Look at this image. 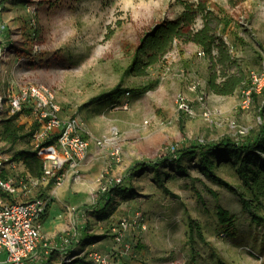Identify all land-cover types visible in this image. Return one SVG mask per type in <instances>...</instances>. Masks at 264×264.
Returning a JSON list of instances; mask_svg holds the SVG:
<instances>
[{
	"label": "rangeland",
	"instance_id": "rangeland-1",
	"mask_svg": "<svg viewBox=\"0 0 264 264\" xmlns=\"http://www.w3.org/2000/svg\"><path fill=\"white\" fill-rule=\"evenodd\" d=\"M1 1L0 90L26 84L49 86L67 116H77L92 98L117 84L130 90L128 97L133 101L129 109H122L118 102L104 117L93 118L91 133L99 137L113 129L118 132L115 147L121 149L120 156H112V146L102 149L107 152L102 164L108 168L99 183L121 178L120 184L130 182L135 188L133 195L112 206V213L117 211L114 224L140 212L148 225L128 230L137 233L132 240V260L146 264L149 257L146 260L141 255L143 250L153 256L151 264H218L220 258L230 264H264V226L252 221L236 190L206 177L196 158H184L187 176L172 167L150 170L133 179L129 173L123 175L126 166L156 162L171 146L177 148V157L187 147L198 152L203 146L198 143L217 142L225 136L242 141L245 137L239 130L248 134L264 122V115L260 116L263 101L257 98L246 110L240 108V95L236 105L226 106L225 100L218 99L212 107L207 93L205 103L200 104L190 86L193 82L203 84L197 72L202 64L182 43L175 47L177 55L150 67L146 75H124L142 37L161 22L177 18L184 3L200 0H7L4 7ZM202 1L229 27L228 34L220 31L223 36L232 37L239 46L253 41L245 49L249 53L256 50L261 63L264 0ZM179 94L188 98L194 115L179 111ZM123 96L124 92L119 94V98ZM180 114L186 117L179 119ZM33 125L26 116L15 120L12 126L21 138L12 145L6 138L5 123H1L0 148L9 155L34 149L30 136ZM114 166L119 171L113 172ZM8 173L13 175L16 170L8 169ZM217 174L240 191L241 179L231 165H221ZM220 208L232 218L228 226L219 222ZM107 224L98 225H102L100 233ZM110 257L111 263L121 260L123 264L125 259L131 264L119 254Z\"/></svg>",
	"mask_w": 264,
	"mask_h": 264
},
{
	"label": "built area",
	"instance_id": "built-area-1",
	"mask_svg": "<svg viewBox=\"0 0 264 264\" xmlns=\"http://www.w3.org/2000/svg\"><path fill=\"white\" fill-rule=\"evenodd\" d=\"M224 41L233 46L227 36ZM177 43L164 55L163 60L177 55ZM204 56L203 51L198 52ZM190 90L196 93L200 104L205 103L207 90L203 84L193 82ZM264 91V56L259 68H250L246 80L240 90V108L249 109L256 95ZM126 97L130 92H126ZM178 108L180 112L192 116L195 114L192 105L184 94L178 96ZM128 99L120 101L119 107L129 109ZM29 114H24V111ZM21 113V116H29L37 128L32 136L34 149L38 148L46 140L57 136L55 144L40 150L43 162V171L39 176H34L27 169L22 159H14L0 148V264H47L37 258L38 247L42 243V217L46 213L50 197L37 196L35 190L42 185H61L65 176V168L74 170L75 178L80 176V163L86 158L90 145L94 143L99 148L112 146V156H120L121 149L115 147L117 143V130L110 134L97 137L87 132L78 117L67 116L57 100L53 88L46 85L26 84L17 89L8 88L0 90V124L5 115L11 116ZM207 115V112L204 113ZM243 137L247 130H239ZM86 134V135H85ZM178 152L175 146L166 149L164 157H174ZM176 157V156H175ZM8 169L16 170L15 174H9ZM9 175H7V174ZM121 178L111 181L109 186L120 184ZM108 187H104L106 191ZM143 214L138 212L132 218H123L112 227L111 233L116 243L121 244L117 253L121 256L129 255L132 243L126 241V233L132 226L140 225L142 229L147 226L143 222ZM75 234L65 238L64 246H70L75 239ZM48 246V244H45ZM49 247V246H48ZM50 251V247L48 251ZM65 252V251H64ZM66 253V252H65ZM74 257L65 256L64 263L72 261ZM86 259L93 264H110V255L99 250L87 253Z\"/></svg>",
	"mask_w": 264,
	"mask_h": 264
},
{
	"label": "trees",
	"instance_id": "trees-1",
	"mask_svg": "<svg viewBox=\"0 0 264 264\" xmlns=\"http://www.w3.org/2000/svg\"><path fill=\"white\" fill-rule=\"evenodd\" d=\"M6 1H1L2 7ZM221 24H223L222 18L215 14L206 2L200 0L184 3V11L177 18L161 22L147 36L141 38L140 45L135 49L132 62L125 69L124 75H146L147 69L160 63L175 43H195L203 49L212 66L214 75L208 82V89L217 94L233 93L246 80L250 68L244 69L243 65L239 64V59L231 53L230 46L219 33ZM224 26L227 27V24ZM257 44L261 46L259 42ZM233 66H236V73L229 72ZM217 79L221 81L217 82ZM128 91L130 92L120 83L111 90L92 98L89 104L105 101L110 104V108H114L120 101L117 99L119 94ZM261 94L264 99V91ZM23 113L29 114V111L26 110ZM263 115L264 103L260 107L261 118ZM20 116L21 113H16L8 116L7 119L4 117L1 121L5 123L6 138L12 141V145L21 138L18 130L12 126V123ZM36 128L37 124H34L30 136H33ZM244 137L246 139L236 141L225 136L217 142L198 143L203 145L198 152H195L196 149L187 147L177 157H163L153 163L139 162L130 170L128 176L133 179L141 173L150 170L160 171L163 167H172L173 170L184 172L187 176L183 165L184 158H196L197 163H200V171L206 177L236 190L244 208L250 212L252 221L264 226V206L262 204L264 200V122L258 128L250 130ZM56 140L57 136H54L36 149L17 150L12 156L14 159H22L30 173L39 176L43 171V162L39 152L42 148L55 144ZM221 165H231L235 169L241 179L240 191L217 174V169ZM105 193L127 198L135 193V188L128 183L115 184L108 187ZM218 217L219 222L225 226L232 221L229 214L221 208L218 210ZM68 263L93 264L84 257L73 259ZM218 264L230 263L220 258Z\"/></svg>",
	"mask_w": 264,
	"mask_h": 264
},
{
	"label": "crops",
	"instance_id": "crops-1",
	"mask_svg": "<svg viewBox=\"0 0 264 264\" xmlns=\"http://www.w3.org/2000/svg\"><path fill=\"white\" fill-rule=\"evenodd\" d=\"M221 30H226V34H228L229 27H225L221 24L219 28L220 34ZM230 39V44L233 46L232 54L239 59V64H242L244 69L247 67L251 68V66H261V57L258 52L253 50L252 53H249V50L245 49L248 47V44L250 43L249 45H251L253 41L246 42L239 46L232 37H230ZM245 39L247 40V38ZM183 47L186 52L187 50L192 51L194 53L192 56H195L196 60L198 59L202 64V68L197 69V72L202 75V83L205 89L208 90L209 95L212 97L210 102L211 106L215 107V102L217 103L218 99L225 100V103L223 104H226V106H230L233 103L236 105L242 85H239L235 91L230 94H217L210 91L208 89V82L214 74L212 72V66L206 55H198V52L203 51V49L195 43H186ZM229 72L236 73V66L231 67ZM220 81L221 79H217V82ZM125 94L126 93H124L122 98L118 97L117 99H121L120 101L128 99L129 102L132 103L133 100L130 97H126ZM129 96H131V92ZM255 98L263 101L264 103L262 94L257 95ZM87 104L88 105L85 110H80L79 114L75 116L78 117L86 131L91 133L93 130L91 124L93 118L104 117V114L110 108V104L105 101ZM195 106L198 109L199 105L197 103ZM182 116L184 117V114H180L178 116L179 119ZM26 117L31 121L29 116ZM102 149L103 148L97 147L94 143L90 145L86 158L80 163L79 177L75 178L74 170L66 167L65 176L61 185L51 183L49 185H42L35 190V195L47 196L51 198L46 213L43 215L41 220L43 240L38 247L37 255L40 262L42 261L47 264H65L63 262V258L65 256H72L74 259L80 257L86 258L88 252L97 249L105 254H109L111 256L113 255V258L118 256V253H116L117 250L115 249H119L122 246L121 244L115 242L113 234L111 233L112 226L114 225V214L117 212L112 213L115 211L112 206L114 204L113 202L116 201L118 203L120 199H124V197L110 195L105 193V191H103L104 193L102 192V194L100 192L103 187H108L112 181H105L106 183L103 184L99 183V177L103 174L104 170L108 168V166H103L104 164H102L105 163L104 159H106L107 155V152ZM139 162L128 166V168L126 166L127 170L126 168H123L122 170H125L123 175L125 176L129 173V171ZM113 169H117L119 171L117 166H114L112 171ZM128 184L133 186L130 182ZM101 222L108 223L107 226L104 225L103 229L105 230L102 231V233L105 234L100 233L102 225H98H100ZM152 225L153 224L151 223L149 224V228L151 230L153 229ZM129 232H131V230L127 232L125 239L126 241L132 243L133 237L137 233L132 234ZM138 232H141V230H138ZM149 232L150 231L147 230V232L143 231L141 233ZM72 233L76 235L75 239L72 244L67 247V250H64V240L65 238L71 236ZM46 243L50 247L49 252H47L49 247L45 245ZM136 244L137 243H135L134 246ZM139 245L141 246V244H138V246ZM158 251L161 252L163 250L159 248ZM140 253L146 260V256H148L149 258L146 264H151L153 256L143 250ZM132 254L133 253L131 252L130 256H124V258L128 260L130 259L131 264H145L144 262L141 263L137 260H132L134 257ZM152 254L154 255V252ZM113 262L111 264H114ZM117 264H122L121 260H119ZM123 264H128V261L125 262L124 259Z\"/></svg>",
	"mask_w": 264,
	"mask_h": 264
}]
</instances>
